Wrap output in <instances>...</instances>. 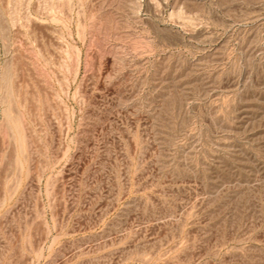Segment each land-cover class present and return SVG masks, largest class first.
Segmentation results:
<instances>
[{
  "label": "rangeland",
  "instance_id": "1",
  "mask_svg": "<svg viewBox=\"0 0 264 264\" xmlns=\"http://www.w3.org/2000/svg\"><path fill=\"white\" fill-rule=\"evenodd\" d=\"M0 264H264V0H0Z\"/></svg>",
  "mask_w": 264,
  "mask_h": 264
},
{
  "label": "bare ground",
  "instance_id": "2",
  "mask_svg": "<svg viewBox=\"0 0 264 264\" xmlns=\"http://www.w3.org/2000/svg\"><path fill=\"white\" fill-rule=\"evenodd\" d=\"M8 74H9V73H8ZM5 78H6V77H5ZM7 78H8V75H7ZM10 78H11V77L9 76V79H10ZM8 82L11 83V80H10V81L8 80ZM8 82L6 81L7 84H8ZM10 83H9V86H10ZM7 84H6V85H7ZM6 89H7V88H6ZM10 89H11V88H10ZM10 89H9V91H10ZM9 94H10V93H9ZM9 94H8V95H9ZM10 95H12V93H11ZM10 95H9V96H10ZM11 97H12V96H11ZM11 97H9V98H11ZM12 99H13V98H12ZM7 111H8V110H7ZM10 113H11V112H10ZM8 115H9V117L11 116L10 114H7V116H6V117H7V121H8ZM13 119H14V117H13ZM13 119L10 120V118H9V121H11V124H12ZM9 121H8V125H10V124H9ZM13 123H15V122L13 121ZM15 124H16V123H15ZM15 124H14V126H15ZM16 125H17V124H16ZM11 126H12V125H11ZM17 126H18V125H17ZM8 127H9V126H8ZM13 128H14V127H13ZM13 128H11V129H13ZM17 128H18V130L20 131L19 127H17ZM20 128H21V127H20ZM10 131H11V130H10ZM12 131H13V130H12ZM15 131H16V130H15ZM13 132H14V131H13ZM15 133H16V134H15ZM17 133H18V135H17ZM14 134L17 135L18 137H20L21 134H22V130H21L20 132H14ZM19 134H20V135H19ZM21 137H23V135H22ZM18 139H19V141H18V140H17V141L20 142V139H21V138H18ZM23 139H24V138H22L21 140H23ZM24 141H25V140H23V142H21V144L24 143ZM18 144H19V146H21L20 143H18ZM24 146H25V144H24ZM24 146L22 145L21 147H24ZM19 148H20V147H19ZM24 148H25V147H24ZM22 149H23V148H22ZM22 149L20 150L21 152H22V151H25V149H24V150H22ZM23 153H24V152H23ZM20 154H21V153H20ZM20 157H21V156H20ZM24 161H25V160H24Z\"/></svg>",
  "mask_w": 264,
  "mask_h": 264
}]
</instances>
